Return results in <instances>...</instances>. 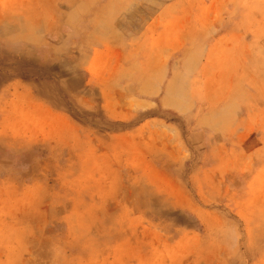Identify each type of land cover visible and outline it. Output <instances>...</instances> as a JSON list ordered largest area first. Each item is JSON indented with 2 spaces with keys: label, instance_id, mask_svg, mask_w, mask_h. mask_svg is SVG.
Here are the masks:
<instances>
[{
  "label": "rangeland",
  "instance_id": "1",
  "mask_svg": "<svg viewBox=\"0 0 264 264\" xmlns=\"http://www.w3.org/2000/svg\"><path fill=\"white\" fill-rule=\"evenodd\" d=\"M0 264H264V0H0Z\"/></svg>",
  "mask_w": 264,
  "mask_h": 264
}]
</instances>
